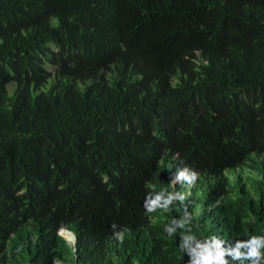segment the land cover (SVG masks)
<instances>
[{
	"label": "trees",
	"instance_id": "16d2710c",
	"mask_svg": "<svg viewBox=\"0 0 264 264\" xmlns=\"http://www.w3.org/2000/svg\"><path fill=\"white\" fill-rule=\"evenodd\" d=\"M261 139L264 0H0V264H264Z\"/></svg>",
	"mask_w": 264,
	"mask_h": 264
},
{
	"label": "clouds",
	"instance_id": "9594fccd",
	"mask_svg": "<svg viewBox=\"0 0 264 264\" xmlns=\"http://www.w3.org/2000/svg\"><path fill=\"white\" fill-rule=\"evenodd\" d=\"M43 66L45 67V64H43ZM52 71H53V68L51 67L49 72H52ZM173 157L177 158L175 155ZM255 161L264 162V143L262 139L249 144V147L247 148L246 152L242 156V160L238 159L237 161H235L233 165L231 166V171L233 173H236L238 172L239 167L241 166L248 167L249 163H252ZM224 172H226V170H224ZM170 177H171L172 184H175L176 182H179V181L183 182V179H188L189 183L191 184L192 181L196 178V174L193 173L191 177H186L184 174V171L179 170L175 172L173 175H171ZM158 199L159 198H157V200ZM156 203H157L156 200L152 201V204L154 206L156 205ZM149 211H152V209H149ZM167 219L168 218L166 217L165 221H167ZM64 232L70 234L71 238H67L63 234ZM56 234L68 243L74 240V232L68 227H59L56 230ZM118 239H122V238L118 237ZM262 241H264V237H256V236L252 237L251 244L248 247V252H247L248 257L259 258L260 253L258 251V247L260 246ZM158 252L164 253L163 247L161 243L158 241V239L155 241L154 247L150 244L143 242L140 239L138 240L137 247L134 251V254L138 257V261L137 262L134 261V262H136V264H161L162 256ZM235 255L239 257L241 253L237 251ZM180 258H181L180 256H177V260ZM200 261H202V264H226V262L223 260V252L219 250V245H216L215 248L204 247L202 249V252L200 253Z\"/></svg>",
	"mask_w": 264,
	"mask_h": 264
},
{
	"label": "rangeland",
	"instance_id": "374dc122",
	"mask_svg": "<svg viewBox=\"0 0 264 264\" xmlns=\"http://www.w3.org/2000/svg\"><path fill=\"white\" fill-rule=\"evenodd\" d=\"M45 69L48 70V71H50L51 66L45 64ZM12 85H13V84L10 83V84H8V85L6 86V89H7V92H8V93H10V90H11ZM48 86H49V81H47V82L45 83L44 87L47 88ZM41 89H44V88L41 87ZM63 234H64L67 238H71L70 234H68V233H66V232H64Z\"/></svg>",
	"mask_w": 264,
	"mask_h": 264
}]
</instances>
